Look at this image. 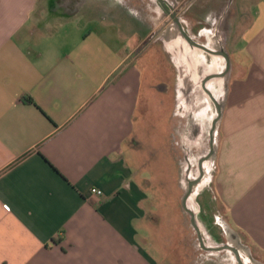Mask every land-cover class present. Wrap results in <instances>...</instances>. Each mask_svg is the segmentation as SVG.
Returning <instances> with one entry per match:
<instances>
[{"label": "crops", "instance_id": "1", "mask_svg": "<svg viewBox=\"0 0 264 264\" xmlns=\"http://www.w3.org/2000/svg\"><path fill=\"white\" fill-rule=\"evenodd\" d=\"M60 1L0 0V264H220L217 233L201 225L213 206L264 264V0H230L218 21L231 68L212 196L198 209L180 201L197 240L190 256L173 240L172 218L156 211L171 200H156L152 176L162 165L159 187L169 189V143L195 141V127H175L173 104L157 122L144 114L155 87L148 50L137 54L145 28L106 0L72 11ZM204 1L197 17L207 27L216 18ZM62 14L66 24L47 18ZM133 14L151 15L137 3Z\"/></svg>", "mask_w": 264, "mask_h": 264}, {"label": "flooded vegetation", "instance_id": "2", "mask_svg": "<svg viewBox=\"0 0 264 264\" xmlns=\"http://www.w3.org/2000/svg\"><path fill=\"white\" fill-rule=\"evenodd\" d=\"M122 5V1L119 0L120 8L121 6L129 11L134 18L138 20L140 27H144L146 30V38L143 44L139 48L137 54H141L149 50L152 46L157 45L160 42L164 47V52L169 56V61L172 69H166V75L168 81L170 82V88L172 90L169 92V87L166 83L160 84L156 87L159 91L164 94H169V100L171 99L172 104L176 108L174 114L175 127L179 129H184L185 127L192 126L195 127L199 122V115L194 114V110L201 108L204 110L205 100H201V94L208 92L213 87H216L211 81L212 77L211 67L213 65L221 67V77L224 81V73L227 67V58L230 62V57L228 49L225 47V52L222 54L220 50V35L225 30H220V23L218 22L224 17L231 15L227 13V9L230 5V0H225L223 6L219 9V12L212 11L213 1L216 0H206L204 4V12L206 16H215V20L207 24V27H203L200 19L197 17V10L200 7L201 0H126ZM80 3V0H61L59 6L65 10L72 11ZM107 3V1H106ZM136 3L143 5L151 15L141 16L138 18L137 15L133 14V8ZM109 7V5H108ZM213 13V15H212ZM192 76V77H191ZM187 77L189 80H187ZM198 77H203L209 84L203 85H186L187 82H194ZM186 78V79H185ZM170 100V103H171ZM207 103L211 104L210 98L207 97ZM174 127V128H175ZM192 136V135H191ZM182 146H186V154L189 157L191 152L195 153L196 161V173L195 176H188L186 173L188 167L190 166V161L187 162V167L185 169V181L188 183H198L203 179L204 174L211 172L212 166L207 163L206 170L203 168V164L200 163L202 157L206 154L205 146L202 142L195 144L193 136L190 137L191 141H184V137L179 135ZM183 140V141H182ZM185 157V155H184ZM205 172V173H204ZM205 203L207 204L206 200ZM206 210H203V216L206 218L209 216ZM189 215L191 212L188 211ZM222 224V222L219 221ZM221 227V226H220ZM222 228V227H221ZM225 241L219 243L216 248L220 252H227L231 258V264H254L259 261L250 253L242 251V258H238L236 253L228 249H221L224 245L232 244V237L221 229ZM215 240V239H214ZM220 248V249H219Z\"/></svg>", "mask_w": 264, "mask_h": 264}, {"label": "rangeland", "instance_id": "3", "mask_svg": "<svg viewBox=\"0 0 264 264\" xmlns=\"http://www.w3.org/2000/svg\"><path fill=\"white\" fill-rule=\"evenodd\" d=\"M107 1V5L112 6L114 5V7L117 9L118 13L124 14L122 16H124L123 18H126L125 14H127V11L125 10V4H123L124 2H127L126 0H120L122 1V11L119 9L120 7V3L119 0H106ZM137 5L141 8L144 9L143 5H141L140 3H137ZM117 15V13H115ZM128 15V14H127ZM86 16V15H85ZM48 20H54L57 21L58 24H66L67 21L65 20V16L63 17L62 15H55V16H47ZM58 20H55V19ZM71 21V20H70ZM83 21V20H82ZM86 21V20H85ZM69 23V22H68ZM124 46H128L130 45L129 41H123ZM139 50V49H138ZM169 56L164 52V47L163 45L158 42L157 45L152 46L149 50H148V55L146 58V67H144L145 69H147V72L150 76H153V82L155 84V87H153V89H151V93L153 95V98L150 100L148 106H146L143 102V106L142 108L147 109V112L144 111V114H146L147 116H152L153 114V118L155 119H151L150 121H158L157 118H162L164 115L162 114V106H164V102L168 105H172V100L171 103L169 100V92L172 90V88H170V82L168 81V77L166 75V69H172L173 67L170 64L169 61ZM166 83V85L169 87V92L166 94H164L162 91H159L158 89H156L157 85ZM151 88V87H149ZM165 107V106H164ZM197 113H201V111L197 112ZM194 114H196L194 112ZM210 114V113H209ZM144 116V115H143ZM157 125V123H155ZM208 128H209V123H205L204 124V137H203V141L202 143L205 146V152H206V148L208 147ZM155 134L158 135L159 131H158V125L155 128ZM156 137V136H155ZM153 145H157L158 143H150ZM171 146L170 149V154L172 156L171 159V176H170V184L169 189H161L160 183L162 180V171H165L166 169H164L162 167V165H157V167H155L156 173L155 176L153 175V179H154V186L153 188L154 190V197L156 198L157 201L162 202L163 204L166 203V200H171V205H160L156 207V211L157 213L161 214V215H168L172 218V227H176V228H172V236H173V240L177 243V244H181L182 247L185 249V251L188 253V256L193 255L192 253L196 252L195 250H197V244H196V239H195V235H194V231H193V227L191 225L190 222V218L186 215V213L183 211L182 207H181V199L184 196L185 193V189L181 190L179 189L177 186H184L186 185L185 183V169L187 167V164L184 163L183 159H182V152H179L178 146L181 145L180 141H176V139L174 138V136H172V140L169 143ZM145 144L141 143L140 144V157L141 159L143 158L144 154H145ZM160 150H165V152H168L167 147H160ZM189 161H190V166L188 167V171H186V173H188L190 177L195 176L196 173V157H195V153L191 152L190 156H189ZM206 170H210L209 168H207V164H204ZM181 167V168H180ZM168 170V169H167ZM212 170V169H211ZM170 171V170H169ZM146 173H144L145 175ZM148 175V174H147ZM151 178V175H148ZM164 176V175H163ZM205 179V184L202 188L198 189V195L197 198L195 200V203L197 205V209L198 207V200L199 201H203L205 202L204 198H211L212 196V186H211V172L208 174H205L204 176ZM163 180H165L163 178ZM171 185V186H170ZM200 197V198H198ZM203 199V200H202ZM165 200V201H164ZM189 203H191V201H189ZM211 206V205H210ZM205 210V209H204ZM207 212V210L205 211ZM224 212L220 209H217V207L213 206V208H211V214L209 215L210 218L207 219L206 222H203L202 225V230L203 232H206V230L204 229V225H207L211 230H214L217 233L216 236V240H213L214 242H211L212 244L214 243H223L225 241V237L224 234L222 232V228L221 223H223V216ZM205 218V217H204ZM210 220V221H209ZM216 241V242H215ZM219 258H220V264H231V258L230 255L227 252H220L219 254ZM222 260V261H221ZM205 261V256H203L202 259V263H204ZM259 264V262H258Z\"/></svg>", "mask_w": 264, "mask_h": 264}, {"label": "water", "instance_id": "4", "mask_svg": "<svg viewBox=\"0 0 264 264\" xmlns=\"http://www.w3.org/2000/svg\"><path fill=\"white\" fill-rule=\"evenodd\" d=\"M220 50L222 51V54L226 53L225 51V46L223 41H220ZM230 68H231V63L229 62L228 58H227V67L225 70L224 75V81H222V77H221V67L220 66H215L213 65L211 67V72H212V77H210L209 82L213 81L212 83L216 86L213 87V89H211L208 92H205L203 94H201V100H205V105H203L204 110H202L201 108H197V110L195 109L193 112H195V115H199V122L196 125V130H194V138H195V144H199L200 142L203 141V137H204V124L209 123V128H208V147L206 148V154L204 155V157H202L200 163L203 164V166H205L204 164H209V166H212V163L214 161L215 155H216V136H217V132L221 123V118H222V114L224 111V106H225V99H226V94H227V85H228V77H229V73H230ZM192 77V76H191ZM186 79V78H185ZM187 80H189V78L187 77ZM208 81H206L205 78L203 77H198L197 80H194V82L190 81L187 82L186 85H190V84H194V85H203L206 86L209 84ZM208 83V84H207ZM207 97L210 98V102L211 104L207 103ZM201 111V113H197ZM210 113V114H209ZM195 129V128H194ZM205 168V167H203ZM205 173V172H204ZM205 176V174H204ZM187 181H185L186 183ZM205 184V179L203 177V179H201L198 183H191L190 181H188V183H186L185 185V193L183 196V201L188 202L191 201L193 203H195V200L197 198L198 195V189L202 188ZM221 227L223 229L224 232H226L227 234H229L233 241L232 244L230 245H224L221 249H228L230 251H233L234 253H236V256H238V251L239 249L243 250L247 253V248L245 249L244 247H240L239 241L240 239L236 236V234H234V232L225 224H221ZM220 249V248H219ZM240 259V258H239ZM254 264H258L253 262Z\"/></svg>", "mask_w": 264, "mask_h": 264}, {"label": "built area", "instance_id": "5", "mask_svg": "<svg viewBox=\"0 0 264 264\" xmlns=\"http://www.w3.org/2000/svg\"><path fill=\"white\" fill-rule=\"evenodd\" d=\"M91 194L95 195V196H102V192L98 189H91Z\"/></svg>", "mask_w": 264, "mask_h": 264}]
</instances>
